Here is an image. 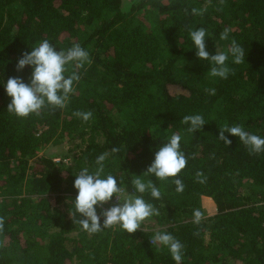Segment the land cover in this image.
Here are the masks:
<instances>
[{
	"label": "trees",
	"instance_id": "16d2710c",
	"mask_svg": "<svg viewBox=\"0 0 264 264\" xmlns=\"http://www.w3.org/2000/svg\"><path fill=\"white\" fill-rule=\"evenodd\" d=\"M131 1L124 10V0H0V264H176L167 247L151 244L158 231L184 244L182 264H264V153L250 154L229 133L230 146L218 140L225 123L264 137V0ZM201 27L210 54L227 51L232 39L244 47L243 63L229 56L227 79L212 77V65L197 57L189 30ZM43 40L58 51L79 44L91 63L69 65L65 75L75 70L81 79L63 109L21 118L7 111L5 84L13 77L30 83L33 68L17 71L18 60ZM76 111L93 115L85 122ZM196 114L206 124L189 133L183 117ZM173 134L188 157L176 177L184 191H176L175 178L145 176L161 198L136 193L158 209L150 219L160 230L142 224L132 234L120 226L90 234L74 223V181L83 168L94 172L97 157L109 152L103 175L134 195L133 175L147 170ZM78 139L71 159L39 156ZM113 147L120 151L111 154ZM203 198L215 204L214 216L206 218ZM194 209L204 214L200 225Z\"/></svg>",
	"mask_w": 264,
	"mask_h": 264
},
{
	"label": "clouds",
	"instance_id": "9594fccd",
	"mask_svg": "<svg viewBox=\"0 0 264 264\" xmlns=\"http://www.w3.org/2000/svg\"><path fill=\"white\" fill-rule=\"evenodd\" d=\"M223 2V0H221ZM187 11V10H185ZM205 10L193 8V15H203ZM230 29L225 28L221 34V40H228ZM191 40L197 50L196 55L200 60L209 61L212 65L209 74L212 77L227 79L232 72L228 66L229 56L235 64H241L245 60V49L235 39L231 40L227 51L217 49L216 54H210L207 50L206 37L207 31L203 27L196 30H189ZM90 64V54L79 44H75L67 51H58L48 40H43L38 45L32 47L30 52H24L19 58L17 71L24 70L27 66L33 68L30 83H25L22 78H9L5 84L7 95L11 98L7 111L18 117L27 118L31 114L39 115L46 108L63 109L74 94V83L81 79L80 74L73 70L69 75V65H75L76 69L83 68L85 64ZM211 94H215V89H206ZM74 115L77 118L87 122L91 119V111H76ZM182 123L190 124L187 128L189 133L202 131L206 124L202 115H186ZM220 132L218 140L224 145L230 146L232 141L225 135L238 137L249 150L250 154L264 153V137L253 134L245 130L242 125L229 126L227 123L219 126ZM181 136L173 134L168 142L159 147L155 153L153 163L142 175H133L131 186L135 194H129L128 190L118 182L116 177L104 173V162L109 156V152L99 155L95 161L98 166L94 172L89 171L87 167L83 168L75 176L74 187L78 191L75 198V212L79 214L74 223H78L83 230L88 233H97L103 228H111L119 225L123 230L132 234L141 229V225L148 219L159 215L158 209L150 202H147L143 195L150 193L155 199L161 198L160 188L157 187L152 179L145 180V176H155L158 181H164L169 178H175L174 184L176 191L182 193L185 185L179 178V174L186 168L188 157L181 150ZM111 154L120 151L113 147ZM194 158V157H193ZM197 182L203 184L206 177L202 171L196 172ZM116 197L120 203L110 208L104 209ZM122 201V202H121ZM102 211L98 214L97 207ZM70 215H75L70 212ZM103 218V224H101ZM204 219V214L200 209L193 210V222L200 225ZM5 218L0 216V233L4 230ZM198 235V233H196ZM152 245H163L168 248L172 259L176 264H182L184 244L167 232H156L152 239Z\"/></svg>",
	"mask_w": 264,
	"mask_h": 264
},
{
	"label": "rangeland",
	"instance_id": "374dc122",
	"mask_svg": "<svg viewBox=\"0 0 264 264\" xmlns=\"http://www.w3.org/2000/svg\"><path fill=\"white\" fill-rule=\"evenodd\" d=\"M132 5L131 0H124V10H128ZM72 145H69L68 143L64 142L63 144H57L54 146L49 147L46 150H42L39 154L40 157L47 156L51 157L54 160L60 161L63 159L64 155H71L68 159H71L72 155L78 152V150H74V145H79L81 143V140H75ZM72 149V150H71ZM71 150V151H70ZM129 194H132L130 190H128ZM122 202V201H121ZM203 204L204 207L207 210V216L206 218L212 217L216 214V206L213 203V201L210 198H203ZM120 203L119 200L115 201V204ZM119 226V225H116ZM144 230L145 231H158L160 230V227H157L155 224V221L152 219H148L143 223ZM231 264H242L241 262H235L232 261Z\"/></svg>",
	"mask_w": 264,
	"mask_h": 264
}]
</instances>
